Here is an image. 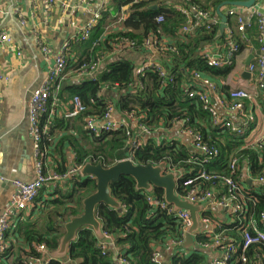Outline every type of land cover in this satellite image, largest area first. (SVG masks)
<instances>
[{
    "label": "trees",
    "instance_id": "16d2710c",
    "mask_svg": "<svg viewBox=\"0 0 264 264\" xmlns=\"http://www.w3.org/2000/svg\"><path fill=\"white\" fill-rule=\"evenodd\" d=\"M211 4L204 5L198 0H109V6L102 11L98 24L93 28L91 37L85 42L76 41L88 51L84 57H72L67 50V64L64 73L78 71L81 66L89 67L102 53H107L113 48L120 38L126 37L141 43L149 36L158 39H171L172 50L160 53L158 59L162 65L174 75V81L167 85L162 83L160 76L147 71L135 77L134 70L136 59L133 56L118 54L109 58L104 67L96 73L95 80L84 78L81 82L62 85L61 90L54 96L52 93L48 101V109L39 118V157L53 158L60 156L55 172H64L67 168L65 161V148L75 153L74 162L84 164L88 161L96 163L101 161L105 166L112 165L123 157L117 155L127 141L124 130H116L95 135L84 127V121L90 116H101L106 102L112 101L122 112L134 113L142 116L150 130L172 126L179 122L183 129H192L200 132L204 141L209 145L219 148L220 155L216 161L206 164L208 172H217L222 175L239 176L242 161L249 164L253 176L264 172V147H246L242 141L226 134L216 138L212 129L209 115L202 109L196 99L188 98L185 84L190 78L192 70L200 71L203 76L226 77L233 65L220 67L209 66L202 55L206 44L224 41L225 35H219L218 26L212 29H200L193 34H181L179 27L184 21L176 2L181 5H195L216 14V8L223 0H208ZM175 2V3H174ZM156 5L155 9H151ZM112 8V10H110ZM124 8V17L119 30L110 31L101 39L106 26L113 22L110 14ZM123 15V14H122ZM163 16L164 21L158 22L156 18ZM229 24L231 22H228ZM243 49L244 42L237 35L234 37ZM134 52V51H130ZM188 70L189 72H185ZM116 90L117 99L112 96ZM100 92L101 96L97 97ZM111 93V94H110ZM78 96L85 105V111L73 118H65L64 113L71 109L70 101L73 96ZM53 98L62 102L61 112L56 106L51 107ZM64 111V113H63ZM78 136V137H77ZM189 147L175 140H165L155 143L149 140L135 151L133 160L137 164L165 163L170 167L181 169L185 176L195 173L199 164L189 162L193 154ZM240 157L237 171L231 172L228 160L231 156ZM44 165V164H43ZM212 181H202L204 187H210ZM218 183V181H215ZM218 185V184H217ZM52 197L43 199L41 193L35 199L33 207L22 217L15 219L14 226L6 233V249L0 253V264H32L30 257H39L36 246L44 244L49 250H54L59 245L63 234L62 223L70 217L82 212V200L95 190V181L89 177H76L61 182L52 187ZM253 195L255 203L247 201L248 212L246 215L228 217L222 220V228L226 235L233 241H241V228L251 216L257 225L264 229L260 221V213L264 211V186H253L247 190ZM51 194V193H50ZM111 194L122 205V211L111 209L106 205L97 207L96 215L101 223V229L109 233L114 239V246L119 251L109 246L102 253L100 240L89 228H84L77 233L76 240L72 242L67 251V259L76 264H119L118 257H123L128 264H156L151 261L152 254L159 244H164L170 238L181 237V225L172 215L158 208H153L147 202V193L136 190L135 182L130 177L122 176L117 182L111 184ZM153 194L162 199L163 191L156 189ZM39 202V204H37ZM42 203V205H40ZM24 213V211H21ZM18 220V221H17ZM195 239L202 243L210 239L197 234ZM260 251L264 259V246L255 245L245 254L253 262V255ZM186 254H173L170 264H205L206 254L200 249H188ZM241 249L234 254V260L241 255ZM11 259V260H10ZM10 260V261H9ZM49 264H60L58 260H51Z\"/></svg>",
    "mask_w": 264,
    "mask_h": 264
},
{
    "label": "built area",
    "instance_id": "2783aa9c",
    "mask_svg": "<svg viewBox=\"0 0 264 264\" xmlns=\"http://www.w3.org/2000/svg\"><path fill=\"white\" fill-rule=\"evenodd\" d=\"M40 1L42 9L46 13L51 11L55 3V0ZM132 1L138 2L140 0ZM259 2L260 0H258L253 7L247 9V14L244 15L239 12V9H245L243 7L232 6L228 9L226 13L227 17H234L236 20L234 23H226L224 30L226 49L223 56H212L209 52H206V50H202L201 52L209 66L220 67L224 65H233L232 63L235 62L236 56L241 51L234 37L238 35L243 41H246L247 30L253 23L257 26L255 45L256 50L260 53L246 66L247 71L254 76V88L233 87L228 90L225 97H220L218 100L219 105L229 111L243 113L245 108L244 101L247 99L254 101L258 93H262L264 103V7L260 6ZM177 9L184 17V21L179 27V32L181 34H193L200 29H212L220 25V20L217 16L198 6L192 4L179 5ZM102 11L103 8H100L94 12L92 17L82 25L78 26L72 23V25L76 27L75 38L78 41L85 42L91 37L93 28L98 24L102 16ZM123 17L120 21H122ZM156 20L162 22L164 21V17L158 16ZM102 38H104V36L101 37V39ZM8 42H10V37L4 33H0V43ZM38 46L44 57L51 61V65L40 85L32 92L28 105L29 129L34 143L35 155L37 156L35 163L36 177L31 181H23L20 179H12L11 181L14 191L9 199L7 207L0 216V253H3L7 247L5 236L12 227L11 220L14 214L21 211H28L29 207L34 204L39 191L45 185L52 184V186H55L56 182L67 181L80 175V170L84 165L76 164L73 160L72 164L67 167L64 172H55L45 168L42 159L39 157V142L41 139L38 127L39 118L48 109V101L52 93V88H54L53 94L56 96V93L61 90L62 85H65L64 70L67 64L66 52L69 42H64L57 52H54L40 41L38 42ZM114 48L119 52L129 50L147 54V58L143 59L141 63L135 67V77L147 71H153L160 76L164 85L174 81V75L162 65L159 59H154L155 55L172 50L170 43H165L155 36L144 38L140 44L132 39L122 37L114 44ZM104 59L105 55L102 53L89 67L81 66L78 70V74L81 75L82 79L90 78L95 80L98 67ZM185 72L187 73L189 71L185 70ZM188 74L190 78L184 85L186 95L188 98L196 99L200 103L202 109L210 117L213 130L218 133H227L237 141H242L243 145L246 147H253L255 149L264 147V134H255L252 130L248 131L246 122L243 125H237L227 117L219 114L212 102V95H216L219 92V86L214 81L207 76H203L198 70H192ZM99 96H101L100 92L97 93V97ZM53 106H58V102L55 98H53L51 104V107ZM70 106V110L65 111V113L63 111L65 118H73L86 109L85 105L76 95L73 96L70 101ZM114 113L115 104L112 101H108L106 102L102 115L87 117L84 121V127L95 135L116 130H124L127 136L126 145L124 147L126 148V152L121 159H129L136 163L133 160V154L137 149L145 145L147 142V135L155 132L156 129L150 130L149 127L141 121L142 116L135 115L132 112H124L123 118L119 120L115 119ZM129 121H131L130 124ZM181 130L189 134L192 139L191 145L195 153L190 156L189 162L199 164L201 168H198V170L190 176H185V173L181 169L170 167L165 163L160 164L166 165V171H175L178 173L177 188L175 190L176 195L182 200H188L193 205L202 206L198 211L200 226L198 231L192 235L193 245L191 249L197 248L206 254L205 264H264L263 255L260 251L253 255L252 263L245 254L248 249L255 245L264 246V229H261L251 216L241 228V241H233L232 238L226 235V229L222 228L221 222L214 219L208 212V206H216L231 218L237 215H246L248 212L246 206L247 201H251L253 204L255 203L253 195L240 185L238 176L232 177L217 172H208L205 165L217 160L220 155L219 148L206 143L200 132L183 128ZM75 156L74 153V159ZM239 164L240 157L238 156L233 155L228 160V167L231 172L237 171ZM247 167H249V165ZM5 180L6 178L0 174V181ZM202 181H212V185H210V187H204ZM215 181H218V183ZM254 184L256 186H264V172L255 177ZM146 199L150 206L165 211L179 221L181 225V237L170 238L167 242H169L175 255L178 253H188V249L185 248L184 243L187 230L192 224L190 211L174 210L173 205L167 204L163 198L159 199L155 197L154 194L147 195ZM259 217L264 226V211L260 213ZM102 233L104 238L100 240L99 243L102 253H104L107 247L114 244V239L109 233L104 231H102ZM197 234H201L210 240L208 242L199 243L195 239ZM213 247L218 250V254L214 257L212 262H209L206 251ZM240 249L242 251L240 257L234 260V254ZM36 251L39 253V257L29 258L32 264H49V262L53 260L49 256L44 244L37 245ZM58 261L60 264H72L68 259ZM117 261L119 264H128V261L123 257H118ZM151 261L156 264H163L160 260V251L157 247L152 254Z\"/></svg>",
    "mask_w": 264,
    "mask_h": 264
},
{
    "label": "crops",
    "instance_id": "0c3cea01",
    "mask_svg": "<svg viewBox=\"0 0 264 264\" xmlns=\"http://www.w3.org/2000/svg\"><path fill=\"white\" fill-rule=\"evenodd\" d=\"M198 1L204 5L211 4L208 0ZM226 1L231 0H223L217 6L216 14H214L219 18L220 23L221 19L217 14V9L219 8L227 16L228 9L232 7V5L224 4ZM109 3V0H55L51 11L46 13L42 9L40 0H0V33H4L10 37V42L0 43V174L6 178L5 181H0V216L7 207L14 191L11 183L12 179L31 181L36 177L35 163L37 156L35 155L34 143L29 129L28 105L32 92L40 85L51 65V61L46 59L40 51L38 42H42L45 46L57 52L60 50L61 45L68 41L69 46L67 50L70 52V56L85 57L88 51H84L83 46L76 43V27L72 23L78 26L82 25L100 8L105 10L109 6ZM179 3L181 2H176V4L181 5ZM259 4L264 7V0H260ZM124 12L125 10L122 8L114 14H110V17H113L114 20L106 26L101 37L104 36L105 38L109 30L114 31L121 28L122 21L120 19L123 17L122 14ZM239 12L243 15L247 14V9H239ZM227 18V22L231 23H234L236 20L234 17ZM246 35L247 40L243 41V49L236 56L231 72L224 78L214 75L208 76L219 86L218 94L212 95V102L221 116L227 117L237 125H243L246 122L248 131L252 130L255 134H264V103L262 93H258L254 101L249 99L244 101L245 108L243 113L229 111L218 103L219 98L225 97L230 88H254V76L250 74V77H243L242 73L247 71V57L250 54L254 55V57L257 56L258 50H256L255 45L257 26L255 23L247 30ZM161 40L171 44V39H167L166 36ZM225 49V42L216 40L211 44H206L203 50L217 57L218 55L223 56ZM118 54L133 56L136 59V66L143 59L147 58V54H143L142 52H130L129 50L119 52L113 46L111 51L104 53L105 59L99 65L97 71L104 67L105 62L109 58H113V56H117ZM159 55H155L154 59H158ZM78 73L79 71L66 73L64 78L65 83L81 82L82 78ZM118 95L116 90L112 92L114 100L117 99ZM62 105L60 101L57 106L60 112L63 109ZM123 116L122 110H119L115 106V119H122ZM130 123L131 121H129ZM180 125L179 122H174L169 127L160 126L155 132L147 135V141L152 140L155 143H160L165 140H175L188 146L190 151L195 153L191 145V136L183 132ZM215 134L216 138H225L227 133L215 131ZM73 154L74 152L70 147L65 148V161L63 165L66 168L72 164L74 160ZM41 159L45 168L53 171L58 166L56 163L61 162L59 155H56V162L52 160L53 158L45 159L44 155H42ZM248 165L243 160L238 176L239 183L245 190H250L253 186H256L254 184L256 176H253L250 168L247 167ZM81 178L83 177L80 174L79 180ZM247 180H250L251 183L248 184ZM63 182L65 183V181ZM59 184L61 182H56L55 186ZM55 186H52V184L45 185L39 191L42 198L52 197V187ZM33 205L29 207L28 211ZM208 210L214 219L220 222L228 220L229 216L216 206H208ZM14 221V219L11 220L13 226L15 224ZM111 247L114 251H119L117 247L115 248L114 244ZM157 248L160 251L162 263L170 264L174 251L169 242L166 241L164 244H158ZM47 251L49 253L51 250L47 248ZM206 253L209 262H212L214 257L217 256L218 250L213 247L207 250Z\"/></svg>",
    "mask_w": 264,
    "mask_h": 264
},
{
    "label": "water",
    "instance_id": "95a60500",
    "mask_svg": "<svg viewBox=\"0 0 264 264\" xmlns=\"http://www.w3.org/2000/svg\"><path fill=\"white\" fill-rule=\"evenodd\" d=\"M258 0H231L224 4L239 6L246 9L253 7ZM156 5L151 9H155ZM217 14L221 19L219 25V35L224 34L227 16L217 9ZM260 52H257V55ZM254 55L250 54L246 59L248 65L253 59ZM243 77H250L248 71L242 73ZM71 84V82L67 83ZM126 148L117 152V155H124ZM83 178H93L95 181V190L88 194L82 200V212L79 215L70 217L62 223L63 234L59 239V245L56 249L49 251V256L54 260L67 259V251L72 242L76 240L77 233L89 228L93 231L99 240H103V233L101 223L97 218V207L101 204L108 206L111 209L122 211L121 203L116 200L111 194V184L117 182L122 176L130 177L135 182L136 190L153 193L156 189L163 191V199L169 204L173 205L174 210H188L191 214L192 224L188 228L184 246L191 249L193 245V234L199 229L200 223L198 219V211L202 206L193 205L188 200L180 199L175 190L177 188V175L175 171H166L165 164H137L129 159H119L110 166H105L98 161L96 163L86 162L80 170ZM247 183H251L247 180Z\"/></svg>",
    "mask_w": 264,
    "mask_h": 264
},
{
    "label": "rangeland",
    "instance_id": "374dc122",
    "mask_svg": "<svg viewBox=\"0 0 264 264\" xmlns=\"http://www.w3.org/2000/svg\"><path fill=\"white\" fill-rule=\"evenodd\" d=\"M83 179H86V178H83ZM28 211H24V213H21V212H17L14 214V216L12 217V219H16V216L17 218L19 217V221L22 219V217H24V215L27 213ZM18 221V220H17ZM18 222L15 223V225H17Z\"/></svg>",
    "mask_w": 264,
    "mask_h": 264
}]
</instances>
